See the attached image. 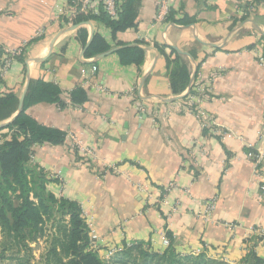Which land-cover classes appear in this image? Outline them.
<instances>
[{"label":"crops","instance_id":"obj_1","mask_svg":"<svg viewBox=\"0 0 264 264\" xmlns=\"http://www.w3.org/2000/svg\"><path fill=\"white\" fill-rule=\"evenodd\" d=\"M69 1L0 0V57L10 61L0 65V94L14 93L20 105L30 82L43 80L61 89L64 104L27 109L66 133L61 144L36 145L29 165L46 172L58 198L80 203L100 256L136 244L162 252L167 236L183 255L264 259V163L257 170L247 157L264 152V0H169L165 20L159 0H135L136 26L116 34L102 22L75 24ZM95 33L111 48L86 57ZM124 45L145 49L140 68L120 61ZM182 66L189 78H180ZM196 86L231 136L204 131L184 108ZM77 88L88 95L82 104L71 101ZM11 135L0 130V143Z\"/></svg>","mask_w":264,"mask_h":264},{"label":"trees","instance_id":"obj_2","mask_svg":"<svg viewBox=\"0 0 264 264\" xmlns=\"http://www.w3.org/2000/svg\"><path fill=\"white\" fill-rule=\"evenodd\" d=\"M134 1L116 0L114 16L109 14L103 1L94 2L87 12L79 11L72 20L78 25L102 22L116 34L136 26ZM69 2L70 6H74L72 0ZM172 13L170 10L167 19ZM87 36L88 31L81 28L79 37L84 43L87 42ZM110 48L107 39L95 33L85 56H96L109 51ZM116 52L123 64H134L138 68L145 58V49L139 45H124ZM4 63L0 57V65L3 66ZM184 76L189 78V73L186 67L182 66L180 78ZM87 99L88 95L83 88H77L71 93L73 104H82ZM40 102L64 105L61 89L54 83L43 80L30 82L22 110L7 126L0 129L12 130L10 138L0 144V229L4 234L17 239L26 247L27 234L43 232L46 217H55L56 207V213L66 219H58L55 226L58 234L53 238L45 264H229L208 258L202 253L183 255L170 246L162 252H157L145 248L142 244L126 247L119 259L105 263L98 251L93 249L94 241L80 203L64 197L58 198L47 188L49 179L46 172L29 165L36 145H57L66 139L64 131L41 125L27 113L31 105ZM18 105L19 98L14 93L0 94V121L17 112ZM243 264H264V259L256 253H250Z\"/></svg>","mask_w":264,"mask_h":264},{"label":"built area","instance_id":"obj_3","mask_svg":"<svg viewBox=\"0 0 264 264\" xmlns=\"http://www.w3.org/2000/svg\"><path fill=\"white\" fill-rule=\"evenodd\" d=\"M98 1H103L104 4L106 5V9L109 12L110 15H116V0H72L74 6H70L69 8V17L70 19H73L75 15L80 11V12H87L89 7L94 3ZM171 10L170 7V2L169 0H159V7H158V19L160 20H165L167 19L169 12ZM10 64L9 60L5 61V66L4 69H7ZM93 71H96V67H93ZM196 94H189L187 102L184 105V108L191 113L199 122L201 128L203 130H207V132L217 135L220 137L222 140L231 136L230 133L224 129H221L219 127V123L216 119V117L211 114L209 111H207L203 107V102H204V89L200 86L195 87ZM1 144V143H0ZM77 145L82 148L85 153L91 154L90 149H86L83 147V144L81 141L77 142ZM251 148V147H250ZM247 157L253 161V164L255 166V169H259L263 163H264V152H255V151H250L247 154ZM116 169V168H114ZM261 192H262V197L264 198V183L261 185ZM215 210V201L211 200L206 203L203 216L205 219H210L213 211ZM257 232L264 237V228H258ZM91 238L96 239V235L93 233L91 234ZM162 241L165 246H170V239L167 236L162 237ZM93 249L98 251L99 248L95 245V242L93 243Z\"/></svg>","mask_w":264,"mask_h":264},{"label":"rangeland","instance_id":"obj_4","mask_svg":"<svg viewBox=\"0 0 264 264\" xmlns=\"http://www.w3.org/2000/svg\"><path fill=\"white\" fill-rule=\"evenodd\" d=\"M54 208L55 217H46L45 224L42 227L43 232L27 234L26 247L23 243H19L17 239L4 234L0 229V264H45V258L53 238L58 234L55 228L58 219H66L60 213H56L57 208ZM124 249L116 251L108 257L99 256L105 263H112L114 260L119 259Z\"/></svg>","mask_w":264,"mask_h":264},{"label":"water","instance_id":"obj_5","mask_svg":"<svg viewBox=\"0 0 264 264\" xmlns=\"http://www.w3.org/2000/svg\"><path fill=\"white\" fill-rule=\"evenodd\" d=\"M75 26H77V25H75ZM104 55L105 54H102L101 56H104ZM23 102H24V97L20 101L19 110H22V108H23Z\"/></svg>","mask_w":264,"mask_h":264}]
</instances>
